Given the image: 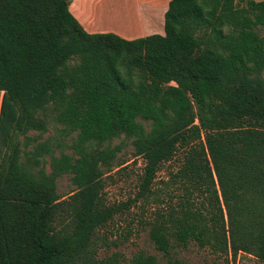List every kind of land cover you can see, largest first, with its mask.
Here are the masks:
<instances>
[{
    "label": "trees",
    "instance_id": "16d2710c",
    "mask_svg": "<svg viewBox=\"0 0 264 264\" xmlns=\"http://www.w3.org/2000/svg\"><path fill=\"white\" fill-rule=\"evenodd\" d=\"M68 4L0 0V264H120L93 242L138 202L168 259L193 242L264 262V0H170L164 34L134 39L87 32ZM124 139L143 170L108 202Z\"/></svg>",
    "mask_w": 264,
    "mask_h": 264
},
{
    "label": "rangeland",
    "instance_id": "374dc122",
    "mask_svg": "<svg viewBox=\"0 0 264 264\" xmlns=\"http://www.w3.org/2000/svg\"><path fill=\"white\" fill-rule=\"evenodd\" d=\"M261 36H264V29H258ZM264 77V70L261 72ZM55 132L52 123L48 125V130L40 136L43 140ZM37 131L31 130L30 136H37ZM67 144L70 139H64ZM123 140V137L115 138L110 145L113 146ZM32 146L30 145L29 148ZM65 152H71L67 147L63 148ZM133 148L130 140L124 139L123 146L118 153V159L122 161L119 166H114L111 171L103 175L104 195L108 202H121L133 197L137 190L138 176L143 170L144 161L141 157H136L132 153ZM59 152L56 151L55 154ZM50 158L46 157V170L49 171ZM177 161L171 160L165 163L160 171L157 172V178L167 177L171 170H175ZM57 191L63 198H67L75 190V185L70 181L68 174H62L56 179ZM131 205L127 212L117 215L112 222L100 228L97 231L93 246L96 248V257L105 259L114 254L118 255L120 264H134L132 258L138 254L153 255L156 258V264H264L253 255L239 252L235 258L224 254H214L209 248H200L195 243H190L187 248L177 249L170 259L163 256L153 243L149 240L147 229L141 227L138 223L140 207ZM108 264V263H107Z\"/></svg>",
    "mask_w": 264,
    "mask_h": 264
},
{
    "label": "crops",
    "instance_id": "0c3cea01",
    "mask_svg": "<svg viewBox=\"0 0 264 264\" xmlns=\"http://www.w3.org/2000/svg\"><path fill=\"white\" fill-rule=\"evenodd\" d=\"M71 14L89 33L111 32L125 39L164 34L170 0H68Z\"/></svg>",
    "mask_w": 264,
    "mask_h": 264
}]
</instances>
